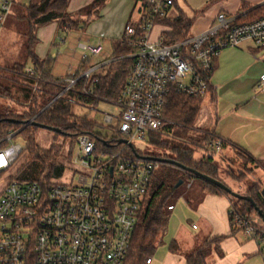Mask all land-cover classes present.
I'll list each match as a JSON object with an SVG mask.
<instances>
[{
	"label": "built area",
	"instance_id": "2783aa9c",
	"mask_svg": "<svg viewBox=\"0 0 264 264\" xmlns=\"http://www.w3.org/2000/svg\"><path fill=\"white\" fill-rule=\"evenodd\" d=\"M134 1L138 19L126 26L122 36L133 49L129 56L133 64L119 98L112 103L118 113L105 114L108 123L118 121L117 136L102 138L101 148L90 135L78 137L80 156L75 162L81 170L77 185L54 179L43 186L37 180L16 178L12 168L25 149L20 131L0 136V264H124L139 210L160 166L140 158L146 156L133 142L148 141L150 134L164 130V110L171 95L201 98L207 94L215 61L223 50L248 41L264 48V17L242 22L240 15L223 12L209 29L186 40L167 44L160 35L154 41L153 29L170 17L175 0ZM14 2L0 0V28ZM80 48L84 60L104 51L100 40L80 44ZM95 73L91 68L80 78L59 79L66 86L55 100L80 79L98 83ZM259 87L264 93V75ZM85 93L94 95L91 88ZM34 122L28 121L24 128ZM212 139L209 148L220 150L221 144ZM130 151L134 157L125 155ZM230 215L237 227L260 241L262 235L248 221L234 210ZM151 262L152 258L147 260Z\"/></svg>",
	"mask_w": 264,
	"mask_h": 264
},
{
	"label": "trees",
	"instance_id": "16d2710c",
	"mask_svg": "<svg viewBox=\"0 0 264 264\" xmlns=\"http://www.w3.org/2000/svg\"><path fill=\"white\" fill-rule=\"evenodd\" d=\"M106 1L95 0L93 4L80 11L79 14L89 15L100 8ZM177 1H174V6L177 5ZM70 2L71 0H34L21 10V18L27 21V29L24 33L27 41V56L34 64L35 74L27 73L25 71L26 65L22 64L10 69L9 72L15 78L8 80L10 82L9 87L22 83L19 78L22 79L24 87L17 86L23 93V100L28 104L24 107L25 109L22 113H16L11 109L0 112V136L12 131H20L19 137L25 142L24 152H29L30 155L27 164H24L16 173L17 178L21 180H37L43 186H48L54 179H62L66 167L54 161L58 156L59 149L56 151L57 147L45 150L38 145L35 140V131L40 129L38 125L59 129V133L54 132L57 137L71 138L72 144L77 142L78 137L90 135L96 141L98 147H103L102 138L92 132V128L96 123L91 121L88 116L80 115L77 112V108L88 105L97 106L102 102L98 98L110 99L115 102L120 96L133 64V59L129 57L132 55L133 49L124 40H120V42L115 43L113 61L107 66L106 71L94 74V78L98 79V83L92 85V83H87L86 79H80L70 92L64 94L61 99L55 100L57 95L62 93L66 84H60L59 79L51 77L50 60H40L36 56L35 47L38 43L36 31L57 21L60 23L62 31L79 30L81 19L74 17L68 12ZM241 21L251 22L254 19L244 20L243 18ZM86 24L87 22L83 23L84 26ZM159 25L166 28L162 35L167 44L177 43L190 37L192 21L183 14L163 19ZM90 68L86 67L82 73ZM82 73L68 79L80 78ZM9 87L0 84V92L3 94L9 93ZM90 88L93 90V96L85 93V90ZM201 102L202 97L193 98L177 94L171 95L168 98L164 116L174 121L176 127H168V133L172 131L178 137L186 136L188 131L195 127ZM33 119H35L34 124L24 128V125ZM173 128L177 129V131L175 132ZM190 139L194 145L202 144L203 142L208 144L214 141L209 134ZM148 143L159 150L170 151L172 157L164 156L165 159L174 160L185 167L219 180L218 168L214 165L213 158L196 159L195 150L188 144L167 138L163 139L161 135L154 133L148 136ZM241 152L240 154L248 162H255L250 155L243 151ZM129 155L134 157L131 151ZM149 156L155 157V155ZM67 159H72L71 152L68 153ZM175 176L177 177L176 180ZM182 176L201 180L205 194H222L229 197L232 210H234L236 216L248 221L257 235H262L260 242H264V227H260L258 223L256 224L253 221V217L256 215L259 221L264 223L256 210V207H258L264 212L263 189L259 184L253 185L244 193L253 199L256 204L255 207L248 201L231 197L219 187L201 178L194 177L191 173L177 166L169 163H160L139 210L130 250L124 264L129 262L130 264H147V260L153 257L167 230L170 217L168 208L173 206V204H170V199L174 190L183 184ZM188 203L192 204V202ZM230 223L233 231L243 230L235 225L234 218L231 215ZM220 239L217 238V240ZM209 243L201 245L190 253L186 258L185 264H206ZM171 248L176 250L174 244Z\"/></svg>",
	"mask_w": 264,
	"mask_h": 264
},
{
	"label": "crops",
	"instance_id": "0c3cea01",
	"mask_svg": "<svg viewBox=\"0 0 264 264\" xmlns=\"http://www.w3.org/2000/svg\"><path fill=\"white\" fill-rule=\"evenodd\" d=\"M32 1L34 0H15L11 13L0 28V33L3 29H7L6 25L10 16H14L17 29H22L21 26L24 23L27 29V21L20 15L23 7ZM94 1L71 0L69 4L68 12L81 19L78 29L84 32L78 49L83 52L80 44L93 45L99 40L103 44V40L107 39L112 41V56L108 58L103 51L99 56L89 57L91 58H88L89 61L88 59L83 62L81 60L76 69L69 65V69L74 70V76L81 74L86 67L95 69L96 73H104L113 61L115 43L122 40L125 32L123 29L138 19V10L134 0H107L89 15L79 14ZM179 1L171 10L169 18L183 14L191 20L190 36L209 29L217 15L222 12L228 15H240L244 20H255L264 16V0H202L201 2L196 0L192 15L180 9ZM84 22H87L85 26ZM165 29L164 26L158 24L151 33V39L157 40ZM60 32L61 25L58 21L39 28L36 31L38 43L35 47V54L40 60H50L49 69L52 78L68 79L70 77L66 78L65 74L56 71L58 52L54 53V49L58 47L57 41L62 39L60 37L58 40ZM91 39L96 41L92 43ZM62 42H64L63 39ZM103 47L105 50L104 44ZM28 60L31 67L25 71L33 75L34 64L31 59L28 58ZM0 69H3L1 65ZM263 75L264 48L248 41L237 48L223 50L215 61V70L206 94L209 95V101L204 106V115L201 112L206 95L202 97L195 127L198 128L197 125H203L208 121L209 128L204 132L221 144V151L225 149L227 156L241 155V151L247 153L255 160L251 164L260 168L264 175V93L259 87V81ZM262 179L260 178L257 184L264 191ZM244 192L238 193L243 194ZM195 203L197 204L194 207L188 203V207L198 215L202 223L200 225L192 223L188 231L175 232L171 236L167 253L159 256L157 264H185L187 256L207 242H210L209 247L219 243L221 252H215L211 262H208L207 258L206 264H253L252 262L255 261L258 264L260 253H262L259 240L255 238L253 241H246L238 234L239 230L233 231L230 223L232 204L229 197L204 192L201 197L196 196ZM173 206L174 210L170 213L176 210L175 204ZM200 228L201 232H199ZM193 231L198 233L195 234ZM180 233L184 234V238L188 240L187 249L183 252L171 248L181 239ZM217 238L221 239L217 240ZM154 262L155 259L152 257L151 264Z\"/></svg>",
	"mask_w": 264,
	"mask_h": 264
},
{
	"label": "rangeland",
	"instance_id": "374dc122",
	"mask_svg": "<svg viewBox=\"0 0 264 264\" xmlns=\"http://www.w3.org/2000/svg\"><path fill=\"white\" fill-rule=\"evenodd\" d=\"M201 2L202 0H197ZM196 0H180L179 6L180 9L185 11L187 14L192 15L194 13L193 8L196 6ZM199 4V3H198ZM15 18L14 16L8 20L6 25L7 29H3L0 33V65L3 69L0 70V84L9 87L10 82L8 80L15 78V76L10 73V69L15 67L17 64L26 65L25 70H29L31 64L28 60L27 56V41L24 36L26 31V23L23 24L22 29H17L15 27ZM20 26L19 24H17ZM16 28V29H14ZM125 30V29H123ZM82 33L79 30H70V31H62L59 34L58 40L60 37L64 40L57 41L58 47L54 50V53L58 52V62L56 71L61 74H65V76L72 77L74 76V70L69 69V65L76 67L79 66L81 60L83 59V52L78 49V44L82 40ZM92 43L96 40L91 39ZM103 44L105 46L104 54L109 58L112 56V41L111 40H103ZM92 57V56H90ZM91 59V58H89ZM88 59V61H89ZM19 81L22 83L17 84L20 87H24L23 80L19 78ZM17 85H12L9 87V93L3 94L0 92V112L4 110H12L16 113H22L24 111V107L28 104L25 100H23V93L18 89ZM102 101L97 106H85L77 108V112L80 115L88 116L91 121L96 123L92 128L93 134L101 137L112 140L117 136L116 128L118 126V121L114 120L112 123H108L105 120V114L116 115L117 110L115 106H113L114 101L110 99H101ZM209 101V95L205 96L204 104L202 107V115H204V106L207 105ZM166 118V126L164 130L160 133H156V135H161L164 138L170 140H176L180 142H184L188 144L194 151L196 159H207L208 157L213 158L214 165L218 168V179L221 180L228 188H230L233 192H243L246 193L250 187L256 185L260 178H263L262 182L264 184V175L263 171L254 166L242 155H226L225 149L221 150H211L207 143L203 142L202 144L194 145L193 141L190 139L192 137H201L207 133L204 130H208L209 125L208 121H206L203 125H197L198 128L194 127L190 129L186 136L178 137L174 134V132L168 133L167 128L172 126L176 127V123L170 120L168 117ZM176 132L177 129L173 128ZM35 140L38 145L45 150H50L52 148L59 149L57 153V157L54 161L58 164H62L66 167L65 174L61 179V182L70 183L73 185H77L79 176H80V168L75 162V159L80 156V151L78 145L72 144L71 138H64L62 136L57 137V135L47 129H37L35 131ZM24 142V141H22ZM135 149L142 154V156L155 155L157 158H164V156L172 157L170 151L159 150L154 146L150 145L148 141L135 140L133 142ZM25 146V142H24ZM72 153V159L68 158V153ZM125 155H129L128 152ZM29 152H24L18 159L17 163L12 168V173H18L19 169L23 167L24 164H27L29 160ZM52 157V156H51ZM223 157V158H222ZM53 160V159H52ZM17 178V174L15 176ZM177 177L175 176V180ZM183 184H181L178 188L174 190V193L170 199V204H175L176 210L170 213L169 223L165 234L163 235L159 246L156 252L153 255V259H155L154 264H157V259L163 253H167V248L170 245L171 236L179 230L188 231L190 229L191 224L195 223L200 225L202 222L198 215L193 212L189 207L187 202H192L191 206H196L195 203L196 196H202L204 193L203 185L201 184V180L196 178H189L187 176H182ZM243 193V194H244ZM195 203V204H194ZM205 203V202H204ZM199 204V203H198ZM207 205V204H206ZM207 213V211H206ZM253 221L259 224L260 227H264V223L259 221L258 217L255 215L253 217ZM201 228L199 232H201ZM193 233L197 234L198 232ZM181 234V233H180ZM238 234L241 237L245 238L246 241H253L255 237L248 236L244 230H239ZM182 237L179 239L177 243L174 244V247L177 251L183 252L187 249V238H184V234H181ZM261 248L264 247V243L259 241ZM215 252H221V246L219 243L213 244L208 249L207 260L211 262L213 259V255ZM260 260H258V264H264V253H260ZM253 264H257L256 261L252 262ZM130 264V262L128 263ZM244 264V263H242Z\"/></svg>",
	"mask_w": 264,
	"mask_h": 264
},
{
	"label": "water",
	"instance_id": "95a60500",
	"mask_svg": "<svg viewBox=\"0 0 264 264\" xmlns=\"http://www.w3.org/2000/svg\"><path fill=\"white\" fill-rule=\"evenodd\" d=\"M40 128L42 129H47V130H50L52 132H57L59 133L60 130L59 129H56V128H47L45 126H42V125H38ZM136 154V153H135ZM137 155V154H136ZM138 157H140L139 155H137ZM140 158H143V159H148V160H152V161H157L159 163H169V164H172L174 166H177L189 173H191L194 177H197V178H201L209 183H211L212 185H215L217 187H219L220 189H222L223 191H225L226 193H228L231 197H234L236 199H242V200H245V201H248L250 203H252V205H254L256 207V204L255 202L253 201V199L250 197V196H247L245 194H241V193H236V192H233L230 188H228L225 184H223L221 181L219 180H216L214 178H211L207 175H203L199 172H197L196 170L194 169H191V168H188V167H185L183 166L182 164L180 163H177L176 161L174 160H170V159H165V158H157V157H151V156H147V157H140ZM263 195H264V191H263ZM256 210L258 211V214L260 215V217L262 218V220L264 221V212L262 210H260L258 207H256Z\"/></svg>",
	"mask_w": 264,
	"mask_h": 264
}]
</instances>
